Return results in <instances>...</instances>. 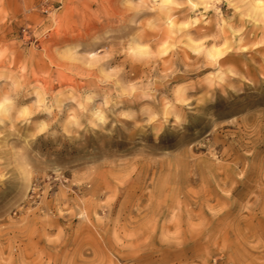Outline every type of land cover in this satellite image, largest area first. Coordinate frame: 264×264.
Segmentation results:
<instances>
[{
    "label": "rangeland",
    "instance_id": "1",
    "mask_svg": "<svg viewBox=\"0 0 264 264\" xmlns=\"http://www.w3.org/2000/svg\"><path fill=\"white\" fill-rule=\"evenodd\" d=\"M0 264H264V0H0Z\"/></svg>",
    "mask_w": 264,
    "mask_h": 264
},
{
    "label": "bare ground",
    "instance_id": "2",
    "mask_svg": "<svg viewBox=\"0 0 264 264\" xmlns=\"http://www.w3.org/2000/svg\"><path fill=\"white\" fill-rule=\"evenodd\" d=\"M259 7H260L259 5H254L253 8H254L255 12H257L259 10Z\"/></svg>",
    "mask_w": 264,
    "mask_h": 264
}]
</instances>
